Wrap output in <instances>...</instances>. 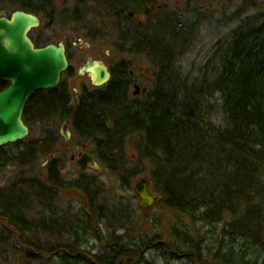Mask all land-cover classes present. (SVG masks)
Returning <instances> with one entry per match:
<instances>
[{
    "label": "trees",
    "instance_id": "1",
    "mask_svg": "<svg viewBox=\"0 0 264 264\" xmlns=\"http://www.w3.org/2000/svg\"><path fill=\"white\" fill-rule=\"evenodd\" d=\"M224 5L213 12L199 0L183 9L158 0H0V15L25 10L47 28L77 34L67 39L70 66L60 83L32 93L25 105L26 124L41 125L42 133L9 144L11 153L0 149V173L8 164L18 168L0 184V246L11 245L19 264H155L143 253L152 247L187 264H258L264 252V0ZM31 37L37 46L58 42L42 32ZM98 38H109L123 55L108 59L112 77L102 86L79 75L73 62L80 40ZM137 57L151 65L152 83L135 95ZM76 76L73 89L69 79ZM8 85L0 80V90ZM66 119L72 136L89 143L123 187L148 176L160 196L155 205L215 226L214 241L177 226L170 237L146 233L134 246L126 233L106 237L101 223L126 227L133 207L83 171L65 178L55 155L64 137L55 123ZM46 157L45 173L38 174ZM69 188L88 202L78 213L94 224L102 242L97 252L80 247L78 218L57 216L50 207ZM249 249L254 256L238 262Z\"/></svg>",
    "mask_w": 264,
    "mask_h": 264
},
{
    "label": "rangeland",
    "instance_id": "2",
    "mask_svg": "<svg viewBox=\"0 0 264 264\" xmlns=\"http://www.w3.org/2000/svg\"><path fill=\"white\" fill-rule=\"evenodd\" d=\"M65 0H56L57 3L62 4ZM161 4H166L170 8H177V9H183L186 4L189 1L194 0H158ZM202 1V4L204 6L210 7V9L213 12H218L219 9H221V6L223 4L227 5L228 8L235 4L237 0H199ZM224 5V6H225ZM32 32L39 33L42 32L43 34H46L48 36H53L54 38H57L56 43L63 42L66 44L67 39L75 37V35L72 33L69 29H62V28H47L44 25H40L37 28H34ZM84 42V41H83ZM111 41L109 38L101 39L98 38L93 43H87L85 44L86 47H84V44H81L79 49L77 50V54L75 55L74 59V67L79 70L89 58L94 60H103L105 62H108V59L110 57H115L119 59L123 55L116 52L111 46ZM133 67V77L136 79V83L140 87H149L152 83V71H151V65L145 60L144 57L140 58L137 57L132 62ZM89 77V76H88ZM73 89H78V77H72L69 79ZM136 90L135 86L132 87V92ZM77 92V90H76ZM64 121V120H63ZM63 121H56L55 125L57 128L61 131V127L63 124ZM71 128V127H70ZM42 133V126L39 124H34L30 127V134L31 137L39 136ZM14 149L13 145H7L5 146L4 151L6 153H11ZM88 153L93 157V165H88L86 169L82 170L80 168V165L78 163V160L85 154ZM132 150H128V156L132 160L134 159V156L132 155ZM55 155L61 156L60 168L62 174L67 178L68 180L73 179L81 171L84 172L87 176L97 177L101 183L103 184V188L107 194L112 198H122L125 202L131 204L133 207V222L128 223L125 225L126 227H121L120 223H114L113 225L107 226L105 223H101V230L105 234L106 237H109L112 232H117L118 234H128V243L132 246L136 245V243H141V238L146 233H153L163 232L165 236L170 237L171 230L174 226H177L183 230H190V232L193 234L194 237L199 238L201 235H205L206 241L211 244L214 241V230L216 229L215 226L210 225H202L198 221H191L189 217H186L182 214L172 212L169 209L159 207L157 205H154L150 207L148 210L140 209L138 207L139 203V197L135 193L134 186L137 180H139L142 177H146L148 179V176L143 175L137 177L134 182L132 183V186L130 187H123L121 183H119L116 176L108 172L106 169L103 168L102 164L99 162V160L93 155L92 152V146L87 142H82L78 139H76L74 136L70 138L69 140L63 139L62 142L57 146ZM75 157V158H73ZM43 161V158L39 159L40 167L37 170L38 174L45 173V166L41 165V162ZM97 164V165H95ZM16 171H18V168L16 166H13L11 164H8L7 166L3 167L2 172L0 174V184L5 183L7 181L8 177L10 175H13ZM59 201L55 200V213L57 216L60 217H70V218H78V224H81V227L79 228L78 235L81 238L80 244L82 248L89 250L90 252L94 253L100 250L102 247V242L98 240L96 229L94 228V224L87 222L86 215L80 216L81 214H76L78 210L82 209L85 210L88 207V202L85 200V197L83 194L74 189H66V191H63L59 193ZM42 209V208H40ZM52 209H49L46 211L48 212V215L52 213ZM67 211V212H66ZM73 219V220H74ZM72 220V219H71ZM147 220H149L151 223L154 224V229H150L149 225L147 223ZM77 221V220H76ZM216 232V231H215ZM149 236H145L147 238ZM239 244H242L243 241L239 240ZM237 248V243L236 246ZM239 247V246H238ZM255 248V247H252ZM251 252V254H247L245 257H240L238 259V262L244 261L246 262L248 259L250 260L254 254L251 249H249L248 253ZM143 253H145L146 258H150L151 260L155 261V264H165L166 262L170 261L171 264H187L186 258H169L168 256H165L162 250H159L158 248H146ZM261 256V254H260ZM263 262V259H259V263L261 264ZM14 264H19L16 260ZM135 264V262L133 263ZM136 264H144L142 262H137ZM208 264H214V262H209Z\"/></svg>",
    "mask_w": 264,
    "mask_h": 264
},
{
    "label": "water",
    "instance_id": "3",
    "mask_svg": "<svg viewBox=\"0 0 264 264\" xmlns=\"http://www.w3.org/2000/svg\"><path fill=\"white\" fill-rule=\"evenodd\" d=\"M40 25V17L25 10H16L10 17L0 15V80L10 82L0 91V148L28 136L30 130L23 113L29 96L38 90L56 87L70 65L63 42L35 45L30 32ZM79 74H88L96 86L107 83L112 76L105 61L91 58L79 69ZM135 87L134 93L138 94L140 86ZM61 134L67 140L72 137L68 119L62 124ZM92 161L93 157L85 153L78 163L85 169L93 165ZM134 190L140 198V209L151 207L159 199L146 177L137 180Z\"/></svg>",
    "mask_w": 264,
    "mask_h": 264
},
{
    "label": "flooded vegetation",
    "instance_id": "4",
    "mask_svg": "<svg viewBox=\"0 0 264 264\" xmlns=\"http://www.w3.org/2000/svg\"><path fill=\"white\" fill-rule=\"evenodd\" d=\"M158 3H160L159 1H158ZM139 17L141 18V19H145V17H144V15H139ZM80 43L81 44H84L83 43V41L82 40H80ZM79 44V43H78ZM80 44V45H81ZM82 46V45H81ZM84 46V45H83ZM84 47H86V46H84ZM66 48H67V43H66ZM108 63V62H107ZM108 65H109V68H110V70H111V66H110V64L108 63ZM111 73H112V71H111ZM3 90V89H2ZM1 91V90H0ZM73 158H75V157H73ZM47 165V164H46ZM45 169H46V166H45ZM1 174V173H0ZM14 175V174H13ZM11 176V175H10ZM9 176V177H10ZM8 177V178H9ZM46 177V176H45ZM7 178V179H8ZM9 229V231L11 232V233H16V231L14 230V229H12V228H8ZM17 234V233H16ZM10 248V249H9ZM12 246L10 245V247H8L6 244L5 245H3V246H0V264H14L15 263V255L13 254V251L14 250H12ZM9 252V253H8Z\"/></svg>",
    "mask_w": 264,
    "mask_h": 264
},
{
    "label": "bare ground",
    "instance_id": "5",
    "mask_svg": "<svg viewBox=\"0 0 264 264\" xmlns=\"http://www.w3.org/2000/svg\"><path fill=\"white\" fill-rule=\"evenodd\" d=\"M63 122H64V121H63ZM48 161H49V157L44 158L43 161L41 162V165L47 164ZM76 177H78V175H77ZM148 180H149V179H148ZM151 191H152L156 196H158V197L160 198V196H159L156 192H154L152 189H151ZM135 193H136V192H135ZM136 194H137V193H136ZM137 196H138V195H137ZM138 197H139V196H138ZM139 199H140V198H139ZM158 200H159V199H158ZM158 200H157V201H158ZM56 201H59V198H57ZM155 204H156V203H155ZM155 204H154V205H155ZM154 205H152V206H154ZM152 206H151V207H152ZM50 207H54V208L56 207V205H55V201L53 202V204H52ZM149 208H150V207H149ZM145 209H148V208H145ZM52 210H53V209H52ZM80 210H81V209H80ZM80 210H78V212H79ZM54 211H55V209H54ZM66 212H67V211H66ZM78 212H76V214H78ZM50 214H51V213H50ZM50 214H49V215H50ZM44 215H45V216H49V215H48V212H47V213L45 212ZM78 215H79V214H78ZM48 224H49V222H48V220H46L45 228L48 227ZM104 235H105V234H104ZM98 240H99V239H98ZM243 242H244L246 245H248V242H247L246 240H244ZM245 244H244V246H245ZM248 246H249V245H248ZM80 247L82 248L81 245H80ZM82 249H84V248H82ZM242 249H243L242 247L239 248V249H237V252H240V253H241V250H242ZM262 249H263V248H262ZM263 250H264V249H263ZM244 252H245V251H244ZM244 252H243V253H244ZM259 252H260V254H261V256H259V259L262 258V259H263V262H264V252H262V250H260ZM241 256H244V257L247 256L246 252H245L243 255H241ZM257 259H258V258H257ZM259 259H258V263H259ZM241 262H242V260H241ZM243 262H244V261H243ZM263 262H261V264H263Z\"/></svg>",
    "mask_w": 264,
    "mask_h": 264
}]
</instances>
